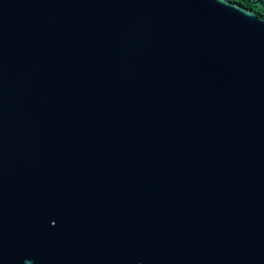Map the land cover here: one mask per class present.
<instances>
[{
  "label": "water",
  "instance_id": "water-1",
  "mask_svg": "<svg viewBox=\"0 0 264 264\" xmlns=\"http://www.w3.org/2000/svg\"><path fill=\"white\" fill-rule=\"evenodd\" d=\"M0 264H264V17L0 0Z\"/></svg>",
  "mask_w": 264,
  "mask_h": 264
},
{
  "label": "trees",
  "instance_id": "trees-1",
  "mask_svg": "<svg viewBox=\"0 0 264 264\" xmlns=\"http://www.w3.org/2000/svg\"><path fill=\"white\" fill-rule=\"evenodd\" d=\"M233 3H237L253 11L259 17H264V0H228Z\"/></svg>",
  "mask_w": 264,
  "mask_h": 264
}]
</instances>
